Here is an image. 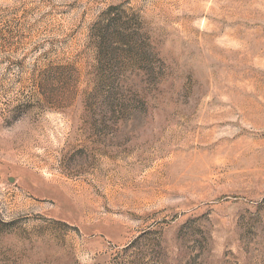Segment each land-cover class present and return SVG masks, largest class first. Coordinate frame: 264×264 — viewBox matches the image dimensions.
<instances>
[{"label":"rangeland","instance_id":"rangeland-1","mask_svg":"<svg viewBox=\"0 0 264 264\" xmlns=\"http://www.w3.org/2000/svg\"><path fill=\"white\" fill-rule=\"evenodd\" d=\"M0 264H264V0H0Z\"/></svg>","mask_w":264,"mask_h":264}]
</instances>
